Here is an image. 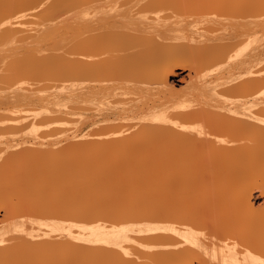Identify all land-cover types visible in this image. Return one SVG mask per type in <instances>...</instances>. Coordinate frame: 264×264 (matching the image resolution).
Wrapping results in <instances>:
<instances>
[{"label":"bare ground","instance_id":"obj_1","mask_svg":"<svg viewBox=\"0 0 264 264\" xmlns=\"http://www.w3.org/2000/svg\"><path fill=\"white\" fill-rule=\"evenodd\" d=\"M262 94L264 0H0V264H259Z\"/></svg>","mask_w":264,"mask_h":264},{"label":"rangeland","instance_id":"obj_2","mask_svg":"<svg viewBox=\"0 0 264 264\" xmlns=\"http://www.w3.org/2000/svg\"><path fill=\"white\" fill-rule=\"evenodd\" d=\"M188 71L189 69H183V68H179L177 69V73L176 75H172L170 76V83L173 84L175 86V89H177V91L182 90L184 88V83L189 79L188 77ZM258 192L255 193V197H253V202L255 203L256 206L259 205H263L264 206V198L258 196ZM1 217V215H0Z\"/></svg>","mask_w":264,"mask_h":264},{"label":"snow or ice","instance_id":"obj_3","mask_svg":"<svg viewBox=\"0 0 264 264\" xmlns=\"http://www.w3.org/2000/svg\"><path fill=\"white\" fill-rule=\"evenodd\" d=\"M262 95H264V94H262ZM3 243H4V241L2 239H0V244H3ZM259 264H264V260L259 261Z\"/></svg>","mask_w":264,"mask_h":264}]
</instances>
